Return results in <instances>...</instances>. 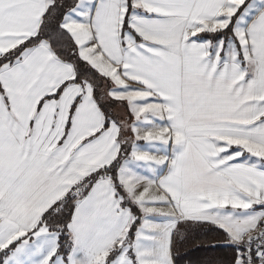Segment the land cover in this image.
Returning <instances> with one entry per match:
<instances>
[{"label":"snow or ice","instance_id":"1","mask_svg":"<svg viewBox=\"0 0 264 264\" xmlns=\"http://www.w3.org/2000/svg\"><path fill=\"white\" fill-rule=\"evenodd\" d=\"M0 264H264V0H0Z\"/></svg>","mask_w":264,"mask_h":264},{"label":"crops","instance_id":"2","mask_svg":"<svg viewBox=\"0 0 264 264\" xmlns=\"http://www.w3.org/2000/svg\"><path fill=\"white\" fill-rule=\"evenodd\" d=\"M203 255H204L203 253H198V254H196V256L193 257V259L195 260L197 257L203 256Z\"/></svg>","mask_w":264,"mask_h":264}]
</instances>
